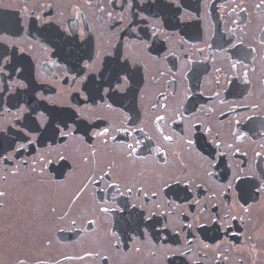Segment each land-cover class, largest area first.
<instances>
[{"label": "flooded vegetation", "instance_id": "af4514ba", "mask_svg": "<svg viewBox=\"0 0 264 264\" xmlns=\"http://www.w3.org/2000/svg\"><path fill=\"white\" fill-rule=\"evenodd\" d=\"M0 264H264V0H0Z\"/></svg>", "mask_w": 264, "mask_h": 264}, {"label": "snow or ice", "instance_id": "6c2138e0", "mask_svg": "<svg viewBox=\"0 0 264 264\" xmlns=\"http://www.w3.org/2000/svg\"><path fill=\"white\" fill-rule=\"evenodd\" d=\"M158 119H159V117H158ZM105 131H107V129H105ZM168 139H171V138L169 137ZM191 143H192V141H189V144H191ZM21 147H24V145H21Z\"/></svg>", "mask_w": 264, "mask_h": 264}]
</instances>
